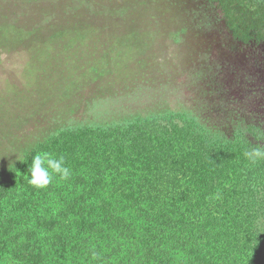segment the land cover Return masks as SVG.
<instances>
[{"label": "trees", "instance_id": "trees-1", "mask_svg": "<svg viewBox=\"0 0 264 264\" xmlns=\"http://www.w3.org/2000/svg\"><path fill=\"white\" fill-rule=\"evenodd\" d=\"M213 2L264 31V0ZM60 124L0 166V264H264V161L243 155L264 147L255 126L229 138L174 114ZM38 152L63 155L70 177L32 187Z\"/></svg>", "mask_w": 264, "mask_h": 264}, {"label": "rangeland", "instance_id": "rangeland-1", "mask_svg": "<svg viewBox=\"0 0 264 264\" xmlns=\"http://www.w3.org/2000/svg\"><path fill=\"white\" fill-rule=\"evenodd\" d=\"M239 30L213 0H0V166L54 121L174 114L229 138L257 123L264 135V96L240 97L264 67V41Z\"/></svg>", "mask_w": 264, "mask_h": 264}, {"label": "clouds", "instance_id": "clouds-1", "mask_svg": "<svg viewBox=\"0 0 264 264\" xmlns=\"http://www.w3.org/2000/svg\"><path fill=\"white\" fill-rule=\"evenodd\" d=\"M244 157L251 164H257L264 161V147L255 146L243 153ZM30 179L28 183L36 189H45L53 181L55 176L61 180H67L71 175V170L65 165L63 155L58 158L49 152H38L32 157V163L29 167ZM214 199H220L221 193L217 191Z\"/></svg>", "mask_w": 264, "mask_h": 264}, {"label": "flooded vegetation", "instance_id": "flooded-vegetation-1", "mask_svg": "<svg viewBox=\"0 0 264 264\" xmlns=\"http://www.w3.org/2000/svg\"><path fill=\"white\" fill-rule=\"evenodd\" d=\"M233 35L237 34L236 37L238 39H242L245 43L252 42V41H264V31L261 30H255L252 31L251 33L248 34V32H244V30H239L237 33L232 32ZM235 36V35H234ZM264 70V67L259 68L256 71V74L258 76L256 77L255 80L245 82L247 85V88L245 87L244 94H241V98H247V99H252L255 100L257 103L259 102V99H261L264 96V75H262V71ZM261 95L262 97L260 98L258 95ZM262 102H264V98H262ZM261 113L262 119L261 121L264 124V105L263 108H256L254 109V115L255 118H258L256 120V123L259 121L260 116L258 115ZM256 128H261L262 125H254ZM264 132V131H263Z\"/></svg>", "mask_w": 264, "mask_h": 264}]
</instances>
